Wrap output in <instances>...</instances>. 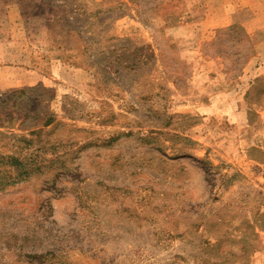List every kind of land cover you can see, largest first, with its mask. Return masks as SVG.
Instances as JSON below:
<instances>
[{"label": "rangeland", "instance_id": "rangeland-1", "mask_svg": "<svg viewBox=\"0 0 264 264\" xmlns=\"http://www.w3.org/2000/svg\"><path fill=\"white\" fill-rule=\"evenodd\" d=\"M45 1L44 26L0 8L4 63L43 76L0 89V133L40 130L45 148L0 190V264H264V45L249 26L204 34L195 65L169 30L211 0Z\"/></svg>", "mask_w": 264, "mask_h": 264}, {"label": "crops", "instance_id": "crops-1", "mask_svg": "<svg viewBox=\"0 0 264 264\" xmlns=\"http://www.w3.org/2000/svg\"><path fill=\"white\" fill-rule=\"evenodd\" d=\"M185 2H195V0H181V5ZM29 4L35 7L39 5V7H36L37 10H25L24 15L23 8L26 9ZM0 8L5 9V16L9 15L8 9H10V14L14 13L25 26L32 23L44 26L55 16L53 4L41 0H0ZM259 8L263 9L259 10ZM194 11L190 9L185 12L188 20L179 21L177 26L170 28L169 34L179 42L181 54L195 65L202 62L200 46L204 34L223 26H249L251 41L255 45H264V0L257 2L255 0H211L208 3L207 12L200 20H194ZM10 51L0 45V89L30 86L42 80L41 70L29 66L31 59L30 62L23 60L12 66L5 64L4 60ZM260 69H262L261 66L256 72ZM261 74L259 73L258 76Z\"/></svg>", "mask_w": 264, "mask_h": 264}, {"label": "trees", "instance_id": "trees-1", "mask_svg": "<svg viewBox=\"0 0 264 264\" xmlns=\"http://www.w3.org/2000/svg\"><path fill=\"white\" fill-rule=\"evenodd\" d=\"M41 1L48 2L45 0H41ZM176 1L181 2V0H176ZM48 3L53 4L55 16L51 18L45 25H48L49 22L55 19L56 17V7H57L56 3L53 2H48ZM161 4H164L165 6H171L169 2H164ZM26 11L23 8L24 15ZM98 15L99 14H96V16ZM175 22H177V20ZM232 27L240 28L243 26L235 25ZM52 123H53V117L49 115L43 127H47ZM6 128L13 129V127H6ZM40 133H41L40 130L31 131L25 136L17 135V134L6 135L0 133V137L2 138V140L5 139L8 140L4 143V145H2L4 149L6 148V150L0 151V190H3L9 186L15 185L19 182L28 179L32 175L33 171L37 169L39 156L37 154L35 155L34 152L39 151L40 149L42 150L45 149L44 147L43 148L39 147L38 150H34L35 143L42 142L40 140Z\"/></svg>", "mask_w": 264, "mask_h": 264}]
</instances>
